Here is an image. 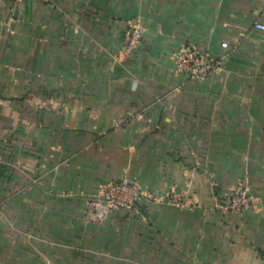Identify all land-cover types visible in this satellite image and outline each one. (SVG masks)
Returning a JSON list of instances; mask_svg holds the SVG:
<instances>
[{
    "label": "crops",
    "instance_id": "0c3cea01",
    "mask_svg": "<svg viewBox=\"0 0 264 264\" xmlns=\"http://www.w3.org/2000/svg\"><path fill=\"white\" fill-rule=\"evenodd\" d=\"M257 23L264 0H0V264H264ZM186 45L222 68L190 81L173 63ZM122 178L185 206L90 219ZM237 186L252 205L216 208Z\"/></svg>",
    "mask_w": 264,
    "mask_h": 264
},
{
    "label": "built area",
    "instance_id": "2783aa9c",
    "mask_svg": "<svg viewBox=\"0 0 264 264\" xmlns=\"http://www.w3.org/2000/svg\"><path fill=\"white\" fill-rule=\"evenodd\" d=\"M13 1L17 4L20 0ZM256 28L264 29V26L257 23ZM141 44L140 25L138 21H134L125 35L123 52L128 56L134 55ZM221 47L227 48V43L223 42ZM224 58V55L212 57L193 45H186L174 54L173 63L176 70L185 74L190 81H198L207 79L212 73L219 71L223 66ZM150 198L151 196L136 181L123 178L106 184L96 202L105 206L106 209L138 212L143 201L146 199L149 201ZM253 201L245 187L237 186L224 196L223 202L217 203L215 207L238 213L248 209ZM157 202L185 206L181 199L173 194L159 197Z\"/></svg>",
    "mask_w": 264,
    "mask_h": 264
},
{
    "label": "water",
    "instance_id": "95a60500",
    "mask_svg": "<svg viewBox=\"0 0 264 264\" xmlns=\"http://www.w3.org/2000/svg\"><path fill=\"white\" fill-rule=\"evenodd\" d=\"M105 212L106 207L101 204L92 202L89 205L88 216L90 219L99 221L105 215Z\"/></svg>",
    "mask_w": 264,
    "mask_h": 264
},
{
    "label": "rangeland",
    "instance_id": "374dc122",
    "mask_svg": "<svg viewBox=\"0 0 264 264\" xmlns=\"http://www.w3.org/2000/svg\"><path fill=\"white\" fill-rule=\"evenodd\" d=\"M123 54H125L124 52H123ZM126 55V54H125ZM126 56H128V55H126ZM1 142H4V141H1ZM0 142V152H4L5 151V149H8V147L7 146H5L3 143H1ZM0 154H2V153H0ZM6 154V155H5ZM3 155H5L6 157L8 156L7 155V153H4ZM1 165H3V166H6V167H10V165H13L9 160L8 161H2V163H1ZM123 179V178H122ZM102 191H103V189H102ZM102 193V192H101ZM176 195V197H179V199H181V201H182V196H181V194L180 193H178V192H171L170 194H168V195H165V196H169V195ZM165 196H161V197H165ZM158 198L159 197H156V198H154V197H152L151 196V198L149 199L150 201H157L158 200ZM99 199V197L97 198V200ZM183 202V201H182ZM184 203V202H183Z\"/></svg>",
    "mask_w": 264,
    "mask_h": 264
}]
</instances>
